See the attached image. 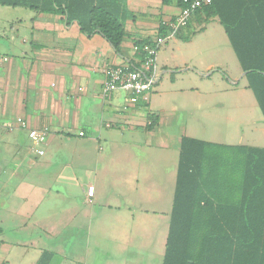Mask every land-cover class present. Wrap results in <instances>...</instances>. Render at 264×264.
I'll return each mask as SVG.
<instances>
[{"label": "crops", "instance_id": "0c3cea01", "mask_svg": "<svg viewBox=\"0 0 264 264\" xmlns=\"http://www.w3.org/2000/svg\"><path fill=\"white\" fill-rule=\"evenodd\" d=\"M110 1L125 31L118 51L26 7L0 26V264H36L43 252L48 264H163L182 137L264 144L263 116L217 15L201 11L166 39L176 0ZM243 1L215 3L229 18ZM159 40L153 90L136 104L121 90L104 97L107 71L137 68L133 45ZM16 119L47 129L45 142L8 131ZM208 120L213 132L196 136L191 124Z\"/></svg>", "mask_w": 264, "mask_h": 264}, {"label": "trees", "instance_id": "16d2710c", "mask_svg": "<svg viewBox=\"0 0 264 264\" xmlns=\"http://www.w3.org/2000/svg\"><path fill=\"white\" fill-rule=\"evenodd\" d=\"M0 7L61 15L116 51L125 36L110 0H0ZM238 7L226 18L211 0L193 16L219 17L264 119V0ZM50 258L43 252L36 264ZM163 264H264V148L182 137Z\"/></svg>", "mask_w": 264, "mask_h": 264}, {"label": "built area", "instance_id": "2783aa9c", "mask_svg": "<svg viewBox=\"0 0 264 264\" xmlns=\"http://www.w3.org/2000/svg\"><path fill=\"white\" fill-rule=\"evenodd\" d=\"M211 3V0H182L179 7V14L172 20L163 24L167 31L166 39L175 37L180 31L187 27L193 14L204 6ZM163 40L156 43L143 42L134 44L132 50L140 55L141 62L137 68L118 67L107 71L103 82V96L108 97L117 90L125 92L127 102L136 104L146 93L153 90L158 82L156 70V56ZM12 127L22 131H27L31 142L37 146L43 144L47 137V129H29L28 124L23 119H16ZM82 136L83 133H80ZM32 147V151L41 155L43 152L38 148ZM92 192L88 193L92 197Z\"/></svg>", "mask_w": 264, "mask_h": 264}, {"label": "rangeland", "instance_id": "374dc122", "mask_svg": "<svg viewBox=\"0 0 264 264\" xmlns=\"http://www.w3.org/2000/svg\"><path fill=\"white\" fill-rule=\"evenodd\" d=\"M20 12H23L22 9H19V8H14V9H11V8H0V23L1 25L0 26H3L5 25V20L6 18L8 17H13V16H17ZM21 14V13H20ZM3 48V47H2ZM0 47V54H2L3 52V49ZM256 110V109H254ZM259 115L261 116V113L259 112ZM194 125V127H196L195 129V132L198 133L196 134V136L198 137H203V133H212L213 132V127H212V124L208 121H205V123L203 124H198L197 122H194L191 124V126ZM14 127H12V125L10 127H8V131H11L13 130ZM241 135H243V138H247V137H250V132L247 128H242L241 130ZM245 141V140H244ZM255 147H264V144H261V143H255Z\"/></svg>", "mask_w": 264, "mask_h": 264}]
</instances>
